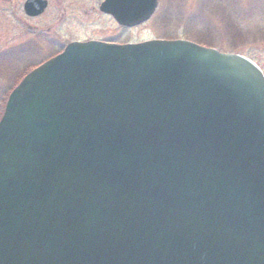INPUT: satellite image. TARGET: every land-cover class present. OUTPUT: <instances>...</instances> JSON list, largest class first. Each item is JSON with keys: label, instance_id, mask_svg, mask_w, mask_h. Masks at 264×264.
Listing matches in <instances>:
<instances>
[{"label": "water", "instance_id": "1", "mask_svg": "<svg viewBox=\"0 0 264 264\" xmlns=\"http://www.w3.org/2000/svg\"><path fill=\"white\" fill-rule=\"evenodd\" d=\"M157 5L101 8L131 26ZM0 264H264L261 68L153 39L29 72L0 119Z\"/></svg>", "mask_w": 264, "mask_h": 264}, {"label": "rangeland", "instance_id": "2", "mask_svg": "<svg viewBox=\"0 0 264 264\" xmlns=\"http://www.w3.org/2000/svg\"><path fill=\"white\" fill-rule=\"evenodd\" d=\"M22 3L23 0H0V119L9 93L27 71L58 56L71 43L102 42L73 41L57 53L39 32L44 30L46 35L53 36L59 31L55 28L58 3L53 0L40 17L27 16ZM71 3L65 6L74 9L75 4ZM67 21L61 24L67 25ZM103 24L109 34L111 23ZM67 30L63 29L62 34L76 36L74 30ZM124 36L137 42L152 39L195 42L249 57L264 72V0H159L154 15Z\"/></svg>", "mask_w": 264, "mask_h": 264}, {"label": "flooded vegetation", "instance_id": "3", "mask_svg": "<svg viewBox=\"0 0 264 264\" xmlns=\"http://www.w3.org/2000/svg\"><path fill=\"white\" fill-rule=\"evenodd\" d=\"M26 1L23 0V10ZM54 1L58 3L56 5V17H58V21L55 23V28L59 31L53 36L46 35L47 33L44 30H40L39 33L41 34L40 37H43L50 47L57 49H55L57 53L61 52L68 43L73 41L97 40L112 44L137 43V41H133L132 39H125L124 34L136 31L139 25H122L111 13L103 11L101 7L107 0H75V3L68 0ZM47 3L45 11L36 17L43 16L53 3V0H47ZM67 3L75 4V8L66 7L65 4ZM65 20H69L67 21L68 24H61ZM105 21L111 23L109 34L106 33V26L103 24ZM81 28L85 29L82 30ZM63 29L65 31H69L67 29L74 30L73 33L75 32L76 36H73V34H62L64 33ZM76 31L78 32L76 33Z\"/></svg>", "mask_w": 264, "mask_h": 264}]
</instances>
